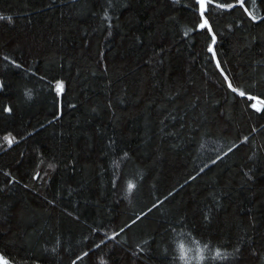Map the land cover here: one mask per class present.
<instances>
[{
  "label": "trees",
  "instance_id": "1",
  "mask_svg": "<svg viewBox=\"0 0 264 264\" xmlns=\"http://www.w3.org/2000/svg\"><path fill=\"white\" fill-rule=\"evenodd\" d=\"M107 2L0 0L13 17L0 19V188L9 171L22 181L0 190V251L14 264H70L83 251L77 264H184L176 241L194 248L193 237H210L241 251L203 264H264V118L226 90L208 37L184 36L192 0H112L111 35ZM250 6L264 16L260 0ZM244 15L212 10L218 56L264 91V21L241 26ZM53 77L65 81L59 109ZM128 180L138 186L131 202ZM157 198L126 234L105 236Z\"/></svg>",
  "mask_w": 264,
  "mask_h": 264
},
{
  "label": "snow or ice",
  "instance_id": "2",
  "mask_svg": "<svg viewBox=\"0 0 264 264\" xmlns=\"http://www.w3.org/2000/svg\"><path fill=\"white\" fill-rule=\"evenodd\" d=\"M256 0H249L248 3H246V0H230V2H221V0H192L191 4L187 5L190 12L194 15V20L192 21V27L189 30H186L184 32V36H188L189 32H198L202 35H205L208 37V43H207V51L211 54V59L214 61L216 69L219 71L222 79L223 84L226 86V90L229 91L231 94H233V100L236 102H243V105L246 109L251 110L252 112L259 114L261 118H264V91L259 90L260 82L251 79L250 83L242 82L241 80L233 77L230 75V70H226L224 66H222L221 58L218 56L217 52V43L219 40V36L217 34V30L214 28V22L210 19L212 15L213 9H219L224 10L229 13H232L233 10L239 8L242 13H244V19H241L239 21L240 25L242 26L243 23L246 20H249L251 22H260L264 21V16L257 15L255 8L251 7V4H254ZM260 4H264V0H260ZM114 7L112 0H108L107 6L103 12V17L107 21L108 24V35H111V26H112V16L110 15L108 8ZM0 19H6L8 21H12L13 17L11 15L4 16L3 14H0ZM231 28L232 26L229 25ZM3 59L5 61L11 60V64L15 65L17 68H23L24 66L20 63H18L15 59L10 58L7 55L3 56ZM104 70L107 71V64L104 65ZM43 78V77H42ZM49 85L51 88V91L54 93V100L57 103L58 109L62 108V105L60 103V98L63 97V94L65 93V81L63 79H58L56 77H53L52 80L49 81ZM5 88V83L3 80H0V90ZM28 95L30 96L31 93L29 92ZM74 107V105H73ZM5 112L11 114L13 112L12 106H5L3 109ZM62 114V112L60 113ZM56 117H54L55 119ZM49 123H52V121H49ZM43 127V125H41ZM261 128H264V125H261ZM252 130L256 131V126H252ZM31 135V133H29ZM22 139L25 137H21ZM5 141L8 143L9 146H11L14 143H17V138L13 136L11 133L6 135L4 137ZM242 142L247 143L249 142V135H244L242 137ZM111 143V142H110ZM238 145L233 143L231 147L228 148L227 152L224 153V155H228L229 153H232L235 148H237ZM123 155L127 157L129 154L127 152H124ZM41 157H43V153H41ZM221 159V156L217 154L216 160ZM216 161L213 160V163ZM41 164L44 163V160L41 159ZM57 163H48L47 167L51 169L52 171H55L57 168ZM206 167V166H205ZM204 168H200L197 172V175H199L200 172H203ZM7 176L10 178L7 181V184L12 183H21L16 176H13L11 172L9 171L7 173ZM43 176H47V172L43 173ZM32 180H39L42 179V173L40 171H34L32 176ZM190 180L196 179V176H189ZM7 184L3 186V188L7 187ZM25 188L29 187V184L25 183L23 185ZM137 183L133 182L132 180H128L126 183V195L129 199V202H131V199L133 198L135 194V190L137 189ZM3 188H0V190H3ZM171 195V193H169ZM167 198V197H165ZM50 203L55 204V200L50 201ZM162 203V201L157 198L151 206L148 208L147 212L141 211L139 214H135L134 218H131L128 222H125L122 226L118 228V230L113 229L111 231V236H107V232L105 233V236L108 239H111L113 241L116 240L118 236L121 234H126V230L131 229L133 225H136L138 222H142L143 218L150 212L153 211V209L159 208V205ZM205 220H210V216H205ZM179 224H184V219H180L178 221ZM169 228H171V225H169ZM99 230V229H98ZM168 229H166L167 231ZM189 236H191V233H189ZM195 247L189 248L186 246L185 243L176 241L177 244V250L179 252V260L184 261V264H191L192 260L198 259L201 264L208 259L211 261H228L230 259H236V256L234 253H239L241 249L239 247L234 248V252H229L227 250L228 246L220 243L219 241H216L214 243L212 238H204L201 237V239H196L195 237L192 238ZM204 240L203 245L201 246V240ZM105 240L101 239L100 244H96L95 246L97 248L100 247L101 244H104ZM143 244H148V240L142 241ZM136 248L139 249L140 252H145V248L141 246V243H137L135 245ZM55 251V249H53ZM165 254H167L168 249H164ZM192 252L194 255L189 256V253ZM206 253L208 254L206 256ZM89 253L87 251H83L81 254L76 255L75 259L71 260L70 264H77V261L81 260L83 257H87ZM0 264H14V261L9 259V257L2 251H0ZM106 264V262H105Z\"/></svg>",
  "mask_w": 264,
  "mask_h": 264
}]
</instances>
